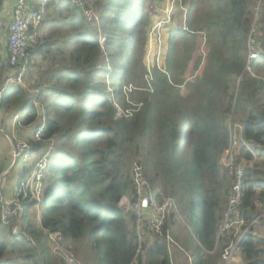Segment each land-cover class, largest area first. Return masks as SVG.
<instances>
[{
  "label": "trees",
  "instance_id": "trees-1",
  "mask_svg": "<svg viewBox=\"0 0 264 264\" xmlns=\"http://www.w3.org/2000/svg\"><path fill=\"white\" fill-rule=\"evenodd\" d=\"M154 1L89 0L93 22L71 4L51 6L29 57V67H45L38 88L47 137L56 144L37 203L39 228L60 234L84 264H170L165 246L139 245L136 215L117 205L124 196L134 201L129 156L139 157L141 147L145 177L183 207L188 229L208 252L235 179L219 165L231 141L229 117L264 159V0L260 27L251 33L260 48L254 60L248 59L247 45L259 0H180L165 71L156 66L148 71L142 62L144 27ZM108 64L117 66L110 97L98 90V76ZM6 68L0 56V73ZM123 82L143 89L138 108L128 104ZM29 101L21 86H10L1 107L30 122ZM115 106L130 109V115L117 116ZM236 154L253 159L244 146ZM9 164L0 158V175ZM242 181L241 209L249 225L264 206V162L246 168ZM32 205L23 204L25 235L8 232L0 239V264H65L49 256L47 239L28 217ZM223 248L217 251L220 262ZM239 254L243 264H264V238L248 236ZM203 257L198 264L216 263Z\"/></svg>",
  "mask_w": 264,
  "mask_h": 264
},
{
  "label": "built area",
  "instance_id": "built-area-1",
  "mask_svg": "<svg viewBox=\"0 0 264 264\" xmlns=\"http://www.w3.org/2000/svg\"><path fill=\"white\" fill-rule=\"evenodd\" d=\"M59 4H71L87 22L97 20L89 0H16L11 13V21L8 25L6 37L7 75L2 88H0V113L3 111L1 101L6 88L21 86L24 92L29 95L28 108L30 113L34 115L33 120L30 122H24L23 117L19 114H14L11 117L13 129L10 130V135L13 138V142H11L10 164L9 168L0 175L1 229H3V226L13 225L15 230L13 231L12 229V234L15 236L25 235L20 229L21 227H18V221L24 210V201L27 198L35 203L41 200L45 170L50 158L56 151L54 138L47 137V117L41 101L40 89L27 84L26 76L30 68L29 57L31 51L38 44L37 38L41 23L45 20L50 7ZM103 41V39L100 40L101 43ZM249 44L248 59L252 61L260 51L255 40H251ZM129 115V110H124L121 114H117V116L123 117H128ZM0 132L3 133L1 129ZM232 136L231 133L230 145L225 153L232 149V142H234L232 141ZM20 164L23 166V171L27 168L29 169L27 177L23 178L22 174V178L20 176L15 188L9 191L10 184L7 191H5V185L8 184L7 179L10 178V169L20 166ZM233 171L235 179L232 195L226 207L222 224L217 229L214 246V249L219 243L224 246L220 256L224 264H228L233 260V255L235 256L236 253H239L240 245L249 235L247 232H241V229L247 225L241 209L243 171L238 167ZM9 181L11 180L9 179ZM131 185L134 195H136V201L131 209L137 215V236L141 229L142 232H148L158 240L162 239L163 241L159 244L163 246L175 245L170 236V231L165 225L167 220L166 212L173 207V203L170 199L159 196L158 191L151 189L144 176L140 162L135 163L132 167ZM14 189L16 191L12 194ZM146 216H149V219L145 224L144 219ZM139 222H142V225ZM233 232H235L234 235ZM59 252L65 264H77L70 253Z\"/></svg>",
  "mask_w": 264,
  "mask_h": 264
},
{
  "label": "rangeland",
  "instance_id": "rangeland-1",
  "mask_svg": "<svg viewBox=\"0 0 264 264\" xmlns=\"http://www.w3.org/2000/svg\"><path fill=\"white\" fill-rule=\"evenodd\" d=\"M261 2L262 0H259V3L257 4L255 8L256 12H255L254 19L252 22V28L250 30L251 32L249 35V41L247 45L248 50L250 46L249 42L251 40H257L253 38L251 33L255 29L260 27L259 20H260L261 15L259 14V10H260L259 6ZM181 13H182V7L180 5V0H155L152 3V14L148 19L147 25L144 27L145 45H144L143 57H142V62L148 71H150L154 66L161 69L162 71H165L164 64H165V58H166L165 56L168 50L167 42H168V37H169V31L176 27V24L181 17ZM1 20H2V15H0V22ZM106 28L107 27L104 24L102 30L103 29L106 30ZM38 36H39V33H38ZM100 44L103 45L104 41L103 43L100 42ZM258 50L260 51V48ZM0 56H1V53H0ZM41 66L42 64H39V65L34 64L30 67L32 71L30 70V73L28 74L27 79H26V83L29 84L31 87L38 88L40 84L43 83V72H44L43 70H45V67L41 69ZM116 69H117V66L113 67L110 64L105 65L102 73L98 76V80H99L98 90L102 88V90H100L99 92L102 93L103 95H107L108 97H110L113 93L112 85L115 83V81L112 80L111 77L117 73ZM145 78L150 80L149 75H147ZM3 79H4L3 74L0 73V88H2L3 86ZM126 82L120 83L119 86H121L122 90L125 92L126 97L128 99V104L138 108L141 105L138 99L142 97V95L139 94V92L142 91L143 89L141 88L135 89L133 85H128V83L130 84V82L128 83ZM100 83H102V85H100ZM134 89H135L136 94L134 95V99L132 100L130 94L131 92H134ZM115 107L117 109V114L118 113L121 114V112L124 111L122 110L120 106H115ZM4 113H5V110H4ZM2 121L3 120H1V124H0V129L3 131V133L0 132V158H5V155L7 158V155L9 154V160H10L11 142H13V138L10 135V130H7L6 126L2 124ZM236 123L238 122L233 121V118L231 117L228 118L227 124L230 126L229 127L230 132H232V135H233L232 141L234 142H232L233 144L232 149L224 153L219 162L222 172H229V173L233 172V174H234L233 170L237 167L241 171H244L246 168H253L254 165H256L259 162H262V161L264 162V159H260L259 154L253 151L254 146H252L251 144L247 145L242 140L240 126ZM242 146L246 147V149L253 156V159L251 161H245L244 159H242V157L239 158L238 155L236 154V149ZM145 152H146V149H144V147H141L140 152H139L140 154L139 157L134 158V157L129 156L128 168H129L130 180H131L132 167L137 162H140L143 168L144 176H145V172H144L145 168L143 164V161L145 162V158H144ZM20 166L18 165L10 169L9 171L10 178L7 179L8 184L5 185V191H7L10 184H11V187H10L11 189L15 188L17 181L20 179V176L22 178V174H23V178L27 177L29 173V169L27 168L23 171L22 164H20ZM9 179L11 181H9ZM146 180L148 184H150L149 186L151 187V189L153 188L155 191H158L159 196L163 198H168L173 203V207L170 208L166 212L167 220L165 222L166 227L170 231V234H171L170 236L175 243V245H169L168 247L165 245V247L167 248L166 250L168 252V258H169L170 264H198L200 258L201 257L204 258L203 257L204 255H208L212 263H214L216 260L217 264H224L222 260L220 262V260L216 259L218 247L219 246L221 247V244L217 245L215 249H213V251L211 252L205 251L204 248L201 249L196 236L193 235V233L188 229L189 228L188 218L183 213V210H182L183 207H181L179 203L173 197L169 196L166 189L163 188L161 185L158 186L154 183L149 182V178L148 179L146 178ZM233 185L234 184H232L231 189L229 191V197L225 205L224 211L222 213L219 226L222 224L223 216L226 211V207L232 195ZM132 190H133V187H132ZM15 191L16 189L12 191V194ZM133 197H134L133 202L129 196H124V198L122 197L123 199L122 200L120 199L121 201L119 200L117 204L118 207L123 211H129V212L136 214L135 211L131 209V207L136 201L135 200L136 195H133ZM24 202L25 204L33 203V205L31 206V209L30 208L28 209V213H29L28 217L32 220V222H34L39 232H41L43 239L44 240L47 239V241L45 242H46L48 254L51 257V259H54L57 261L58 260L63 261L61 259V255L59 251L61 252L64 251V252L70 253L73 256L77 264H84L79 259V256L75 250H70L65 247L66 243L63 241L60 234L48 232L46 230H42L41 228H39L40 225H39V216H38V210H39L38 204L34 203V201L30 200L29 198H27ZM148 219H149V216H146L144 219L145 224L148 222ZM260 220H264V206L263 207L260 206L259 208H257L254 220L249 225H246L245 228L241 229V232H247V234H249L248 236L264 238V226L261 224ZM139 223H141L142 225V222H139ZM18 224H19L18 227L19 228L21 227L20 229H22L23 228L22 218L19 219ZM12 229L13 231L15 230V228H13V225L3 226V229H1L0 227V231H1L0 239L2 240L6 239L8 236V232L12 233ZM234 233L235 232H233V235ZM23 234H25V232H23ZM137 237H138L139 245L145 249L149 248L150 246L154 244L161 245L159 243L163 241L162 239H160L161 241L158 240L157 238H155L148 232L147 233L142 232L141 229L139 230V235ZM31 244L35 246L34 242L32 241H31ZM228 264H243L240 254L236 253L235 256L233 255V260Z\"/></svg>",
  "mask_w": 264,
  "mask_h": 264
},
{
  "label": "crops",
  "instance_id": "crops-1",
  "mask_svg": "<svg viewBox=\"0 0 264 264\" xmlns=\"http://www.w3.org/2000/svg\"><path fill=\"white\" fill-rule=\"evenodd\" d=\"M15 4H16V0H0V15H2V20L0 22V53H1V56L3 57V60H6V62H7L6 37H7V32H8V25H9V22L11 21V13H12V10ZM30 70L32 71V69L29 68V72L27 73V76L30 73ZM6 75H7V68L5 72L3 73V77H4L3 83L6 78ZM27 76H26V79H27ZM2 110L4 111L3 108ZM14 114H17V113L12 112V110L9 113L7 112L4 113L2 111L0 113V124H1V120H3L2 124L6 126L7 130L13 129V127L11 126V117ZM7 158L9 159V154L7 155ZM5 159H6V155H5ZM8 190L11 191L12 189L9 188Z\"/></svg>",
  "mask_w": 264,
  "mask_h": 264
},
{
  "label": "clouds",
  "instance_id": "clouds-1",
  "mask_svg": "<svg viewBox=\"0 0 264 264\" xmlns=\"http://www.w3.org/2000/svg\"><path fill=\"white\" fill-rule=\"evenodd\" d=\"M101 40V39H100ZM103 40H104V38H103ZM100 43V42H99ZM101 45V44H100ZM104 45V44H103ZM103 45H101V47L103 46Z\"/></svg>",
  "mask_w": 264,
  "mask_h": 264
}]
</instances>
